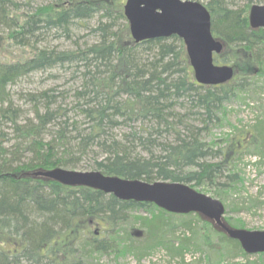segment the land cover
<instances>
[{
	"label": "trees",
	"instance_id": "obj_1",
	"mask_svg": "<svg viewBox=\"0 0 264 264\" xmlns=\"http://www.w3.org/2000/svg\"><path fill=\"white\" fill-rule=\"evenodd\" d=\"M199 1L210 11L212 32L223 43L214 61L233 65L232 50L250 56L252 68L220 84L195 80L183 39L176 34L135 42L121 6L102 0H0V32L30 53L22 59L0 58V123L7 122L13 135L0 133V237L13 235L21 242L11 251L0 246V264H91L95 253L131 251L141 258L156 246L184 262L187 252L206 243L213 247L208 261L220 256L227 264H264V252L252 259L238 240L198 212L168 211L151 201L121 199L95 187L32 174L61 166L148 181L179 180L194 188L214 184L228 212L224 192L238 179L232 149L214 147L201 134L225 113L224 101L247 92L259 113L239 140L238 154L252 146L250 152L264 159V100L258 90L264 88V28L250 26L254 0ZM97 14V24L89 28L93 41L61 50L44 44L50 33L70 36L75 25ZM65 63L75 64L80 73L77 85L66 91H23L32 115L12 101L9 87L19 78ZM68 91L70 104L65 103ZM184 101L189 105L182 111L178 107ZM119 126H125L121 133ZM140 208L150 215L132 216ZM94 216L105 224L103 236L78 226ZM226 222L244 226L229 217ZM210 231L216 242L208 239ZM238 256L245 261L232 263Z\"/></svg>",
	"mask_w": 264,
	"mask_h": 264
},
{
	"label": "rangeland",
	"instance_id": "obj_2",
	"mask_svg": "<svg viewBox=\"0 0 264 264\" xmlns=\"http://www.w3.org/2000/svg\"><path fill=\"white\" fill-rule=\"evenodd\" d=\"M40 2H43V0H40ZM102 2L113 6H121L123 8L125 0H102ZM236 2L242 3L244 1L238 0ZM254 2L259 1L254 0ZM98 18L99 14L89 20L81 21V24H77L73 27L70 36L61 32H52L48 35V39L44 44H48L50 47H55L60 50L76 48L77 45L84 46L85 43L95 39V35L89 32V28L97 24ZM119 22L122 23V20H119ZM225 49L224 53L229 52L227 51L228 48ZM232 51V54L236 58L232 65L234 73L250 66V56L248 57L244 52L236 50ZM29 54L28 48L11 44L7 38V34L0 32L1 59H22ZM223 63H227V61ZM74 66L75 64L73 65L70 63L57 64L54 67L36 70L19 78L15 84L9 87L12 101L20 105L23 112H26L27 115H32L31 110H29L31 107L22 97L23 91L40 90L49 87H55L57 91H66L71 86H75L79 83L80 73L74 70ZM250 68H252V66H250ZM258 84L261 85L260 82H258ZM258 90L264 100V88L259 86ZM71 93L72 92L68 91V96L65 100L66 104H70ZM256 104L257 101L253 100L249 93L239 92L237 95L224 101L223 105L225 107V113H219L220 119H218V121L213 120L209 122L208 129L202 131L201 134L202 139L209 144L213 143L214 147L223 146L225 150H228L229 148L232 149L230 158H234L232 167L233 171L237 172L238 179L235 183L236 186L233 187L231 191L224 192L225 203L229 207V210L225 215L233 221H242V223H244L243 227L247 229H264V159H262L261 155L250 152L253 150L252 146H246V149L241 154H238V151L243 146V140L241 144H239V140L241 138H246L247 134H245V131L251 129V125L254 123L256 115L259 113V108ZM188 105L189 103L184 101L183 107L179 106L178 108L184 111L188 108ZM190 119L198 125L202 124L201 121L194 118V115H191ZM124 128L125 126H119V128H116V131L121 133ZM238 128L240 130H237ZM11 132L10 125L7 122L5 123L1 121L0 133H3V137L8 134L7 136L11 138L13 136ZM3 142L8 143L6 140ZM260 159H262L261 162L259 161ZM215 160H218V158H215ZM74 169L89 168L76 167ZM213 188L214 184H199L195 186V189L219 198L214 194ZM131 214L134 217L137 215H150V213L144 208L134 210ZM210 221L213 222L216 228H219L214 221ZM134 225H136V227L139 225L138 220L135 221ZM78 226H80V228L87 234L94 233L99 234V236L105 234V224L100 217L94 216L86 219L84 218L79 222ZM209 233L210 235L208 234V239L210 240L211 238L213 242H216L217 237L215 236V233H212L211 231ZM20 245L21 242L16 236L3 235L0 237V246L6 250H15ZM211 248L213 247L207 245V243L203 246L196 247L197 250L186 253V259L184 262L179 260V256L170 255L166 249L161 246H156L151 253L145 254L141 258H138L131 251L116 252L114 250H107L105 252L95 253L91 264H227L226 261H220V256L217 257L214 262L208 261L207 255L212 251L210 250ZM255 257V254L251 256L252 259H255ZM243 261H245V259L238 256L233 259L232 263Z\"/></svg>",
	"mask_w": 264,
	"mask_h": 264
},
{
	"label": "water",
	"instance_id": "obj_3",
	"mask_svg": "<svg viewBox=\"0 0 264 264\" xmlns=\"http://www.w3.org/2000/svg\"><path fill=\"white\" fill-rule=\"evenodd\" d=\"M123 13L135 41L176 34L183 39L186 54L197 82L220 84L230 80L234 68L214 61L223 48L211 29V14L199 0H125ZM249 23L264 28V1L249 7ZM33 175L47 176L65 184H81L113 193L121 199L151 201L173 212L195 211L215 222L247 252H264V229L231 227L223 220L224 204L182 181L125 178L106 175L96 169L56 166L35 169Z\"/></svg>",
	"mask_w": 264,
	"mask_h": 264
},
{
	"label": "bare ground",
	"instance_id": "obj_4",
	"mask_svg": "<svg viewBox=\"0 0 264 264\" xmlns=\"http://www.w3.org/2000/svg\"><path fill=\"white\" fill-rule=\"evenodd\" d=\"M264 0H260L259 2H253V3H261V2H263ZM252 3V4H253ZM128 22V21H127ZM130 33V32H129ZM131 35V34H130ZM132 37V36H131ZM159 37H161V36H159ZM162 37H167V36H162ZM133 39V38H132ZM134 40V39H133ZM135 41V40H134ZM142 41V40H141ZM135 42H139V41H135ZM81 170H85V169H81ZM96 170H98V169H96ZM100 172H102L101 170H99ZM103 174H106V173H104V172H102ZM106 175H111V174H106ZM158 180H162V179H158ZM148 181V180H147ZM165 181H179V180H169V179H165ZM183 182V181H182ZM68 185H72V184H68ZM75 185H81V184H75ZM191 186V185H190ZM200 191V190H199ZM201 192H203V191H201ZM205 193V192H204ZM207 194V193H206ZM212 196V195H211ZM213 197H215V196H213ZM217 198V197H216ZM129 199H131V198H129ZM135 200V199H134ZM221 200V199H220ZM141 201H143V200H141ZM222 201V200H221ZM223 202V201H222ZM156 204V203H155ZM223 204H224V202H223ZM157 205V204H156ZM188 212H191V211H188ZM193 212H195V211H193ZM226 212H227V210H226V207H225V204H224V212H223V214H222V218H223V220H224V222L226 223V224H228L227 222H226ZM180 213H186V212H180ZM229 225V224H228ZM229 226H231V225H229ZM231 227H234V226H231ZM244 228V227H243ZM222 229V228H221ZM223 230V229H222ZM224 232H225V230H223ZM226 233V232H225ZM227 234V233H226ZM228 235V234H227ZM229 236V235H228ZM232 238V237H231ZM235 239V238H234ZM237 240V239H236ZM239 241V240H238ZM240 243V242H239ZM240 245H241V243H240ZM242 246V245H241ZM243 248V247H242ZM243 250L245 251V252H247L244 248H243ZM247 253H250V254H255V253H258V252H247Z\"/></svg>",
	"mask_w": 264,
	"mask_h": 264
}]
</instances>
